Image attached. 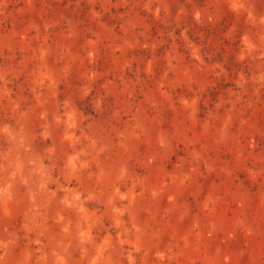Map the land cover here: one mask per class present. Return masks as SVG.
Masks as SVG:
<instances>
[{"label": "rangeland", "instance_id": "obj_1", "mask_svg": "<svg viewBox=\"0 0 264 264\" xmlns=\"http://www.w3.org/2000/svg\"><path fill=\"white\" fill-rule=\"evenodd\" d=\"M0 264H264V0H0Z\"/></svg>", "mask_w": 264, "mask_h": 264}]
</instances>
